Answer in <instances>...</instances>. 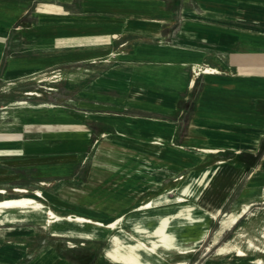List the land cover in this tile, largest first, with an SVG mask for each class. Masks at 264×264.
I'll list each match as a JSON object with an SVG mask.
<instances>
[{
    "label": "crops",
    "instance_id": "1",
    "mask_svg": "<svg viewBox=\"0 0 264 264\" xmlns=\"http://www.w3.org/2000/svg\"><path fill=\"white\" fill-rule=\"evenodd\" d=\"M102 66L113 70L82 92L68 128L47 135L36 127L37 143L12 149L4 145L11 136L1 133L0 166L42 179L46 166L75 162L88 141L110 130V142L134 163L146 157L144 173L172 157L178 172L213 162L220 171L206 201L214 206L244 177L241 197H259L250 187L264 184V0H0L1 93L49 70ZM195 66L215 72L192 76ZM49 138L51 153L44 151ZM177 141L194 152L173 153ZM134 168L131 178L117 169L99 185L85 181L82 188L100 196L80 192L72 209L92 219L108 215L107 206L120 212L140 191ZM88 203L105 208L94 215Z\"/></svg>",
    "mask_w": 264,
    "mask_h": 264
},
{
    "label": "rangeland",
    "instance_id": "2",
    "mask_svg": "<svg viewBox=\"0 0 264 264\" xmlns=\"http://www.w3.org/2000/svg\"><path fill=\"white\" fill-rule=\"evenodd\" d=\"M116 65L113 64V66ZM108 67L93 68L91 73L85 72L84 67L49 70L33 80L15 84L6 94L0 91V115L3 116L2 114H4L7 123L5 125L0 124V134L5 133L11 136L4 145H7L9 149L18 147L21 143L33 146L37 143L36 140H40L39 135L42 133V131L36 133V127H42L47 135L54 134L55 129L68 128L69 124L73 122L72 113L83 104L84 99L80 97L83 96L82 92L93 90L92 84L97 82L99 78H106L107 74L113 70ZM190 74L192 76L196 74L192 68ZM44 79L46 80L41 82ZM1 88L0 84V90ZM29 92L37 95L28 96ZM16 102L25 103L26 105H23L25 109H20L19 106L15 105ZM42 105L44 107L34 108ZM52 110L58 112H51ZM121 111L113 110L108 113L120 114ZM126 111L128 110H123V112ZM39 114L44 116H39ZM59 114L60 116H58ZM21 115H26V119H21ZM112 133L109 130V135ZM109 135L102 139L97 138L98 142L92 140V145L88 141L85 147L81 148L82 154L76 158L75 162L46 166L42 179L33 178L31 169L25 172L12 167L0 166V170H4L0 172V180L3 181L0 182V190L6 192L0 194V200L19 196L31 197L44 203L60 215H83V211L77 209L79 206L75 208L80 210L79 213L74 212L73 204H70L72 199L74 200L80 192L99 197L100 190L98 188L83 189L82 183L90 180V184L93 182L99 185L107 178L110 179L116 175L117 169L120 174V170H122L123 174H127L131 178L133 167H135L134 173L136 176L138 175L141 187L134 202L114 214L111 213L113 212L112 206H107L108 215L94 218V220L107 224L114 218L121 216L124 217L121 224L114 230L88 225L85 232L90 235L86 237L82 234L83 231L80 227L74 225L59 228L55 226L45 227L44 216L34 215L20 221L17 213L12 211L11 213L17 217L16 221L6 222L3 220V216L0 217V264H120L110 262L104 257V254L113 247L114 243L111 239L113 236H116L121 243H134L131 237H138L130 227L134 218L143 213L156 217L162 213L177 211L179 205L194 204L192 198L186 199L181 204L160 205L152 210H135L142 203L160 196L166 190H171L167 197L173 198L177 188L188 182H193L192 189L199 196L204 187L197 183L196 179L212 169L213 162L205 158L204 169L199 172L188 169L178 172L172 178L169 177L159 183H153L151 177V179L149 177L144 178L145 173L142 171L146 157L140 156L138 161L136 160L134 163L131 153L129 151L122 153L121 150H118V142H110L109 139L112 137ZM50 138L45 144L44 151L51 153L54 141H51ZM174 145L170 146L173 153L180 155L186 154V152L189 154L194 152L181 142L177 141ZM127 147L130 149L129 146ZM146 148V145L143 146V149ZM173 158L175 160V157ZM167 164L161 163L158 167ZM206 176L212 175L206 174ZM245 179L246 177H244L243 182L241 181L236 185L225 201L216 205L218 213L214 217H204L203 220L201 219L195 224L184 225L179 244L192 251L186 255L168 254L163 264H252L256 258H261L264 261V254L256 251H246L245 257H237L234 251H225L232 246L246 249L248 240L256 247H262L264 243V239L260 236L264 229V196L241 197V189ZM21 181L28 183V188L24 189L26 190L25 194H17L13 191L14 185ZM36 190L43 194V200L33 195ZM93 191L97 193H92ZM211 193L213 194L212 190L209 191L207 188L206 193L202 195L203 197L199 196L203 205H205L204 201L207 202L206 200L211 199L210 201H212ZM243 205H248V209L238 222L230 227L220 229L219 222L223 214L238 212ZM84 207L94 215H96L95 212H100L102 208H105L102 205L90 203ZM84 211L86 214H90L86 210ZM202 214L201 207L193 210V215L196 217ZM146 227L153 228L154 221L147 223ZM178 228L176 225L174 230ZM198 234L201 236H197ZM138 238L147 244L150 240ZM220 249H224V251H220ZM144 258L147 257L144 255Z\"/></svg>",
    "mask_w": 264,
    "mask_h": 264
},
{
    "label": "bare ground",
    "instance_id": "3",
    "mask_svg": "<svg viewBox=\"0 0 264 264\" xmlns=\"http://www.w3.org/2000/svg\"><path fill=\"white\" fill-rule=\"evenodd\" d=\"M193 70L194 72L199 71L205 74H212L215 72L213 69L208 67L198 66L193 67ZM45 80L46 79L41 80V82ZM28 94L32 96L37 95L33 92H29ZM15 105L19 106V108L25 109V106L23 105L26 104L23 102H16ZM42 107L44 106H37L34 108L38 109ZM151 144L155 147H162L161 143L157 141H153ZM178 168L179 167L177 163L172 157L171 162L167 165L146 170L144 178L151 177L153 180L159 183L166 178L174 177L178 172ZM219 171V168L214 170L209 169L202 176L196 179V182L204 187L201 190V193H199V196H202L204 193H206L207 188L208 190L211 189V185L214 182V176L217 175ZM206 174H211L212 176L208 177ZM192 185L193 182H188L177 188L173 198L167 197V195L171 193V190H166L160 196L152 198L151 200H148L147 202H144L138 206L135 209L136 211L152 210L153 208H156L160 205L181 204L186 199H194V204L183 206L179 205L177 206V211L173 213H162L156 217L150 216L147 213H143L142 215L134 218L130 223L132 232L138 237L150 239L148 244L143 240H140L138 237H131L134 240V243L132 244L121 243L116 236H113L111 239L114 245L109 251L105 252L104 257L110 262L120 264H163L168 254L175 253L177 255H186L191 252L192 250H190L188 247H184L179 244L184 225L195 224L201 221V219L203 220L204 217L212 218L218 213V208L210 202H203L205 205L200 202L197 192L192 189ZM13 191L17 194L26 193V190L20 188H14ZM5 193L6 192L4 190H0V194ZM250 193L251 196L263 197L264 184H258L257 186L250 187ZM33 195L43 200V194L39 190H36ZM197 207H201L203 212V214L199 217L193 215V210ZM247 209L248 205H243L238 212L223 214L222 219L219 222L220 229L234 225L244 215ZM12 211L17 213L18 220L20 221H23L24 219L34 215L44 216L45 227L55 226L59 228L66 225L80 227L83 231L82 234L86 237L90 235L85 232V229L88 225L114 230L124 220V217L119 216L114 218L111 222L103 224L100 221L94 220L85 215L69 214L63 216L54 212L39 200L31 197L19 196L17 198H5L0 200V217L3 216L2 218L4 221L13 222L17 220V217L11 213ZM151 221H154V227L150 229L146 227V224ZM176 225L179 228L174 230ZM197 236H201V234H198ZM260 236L264 239V229L262 230ZM226 250L234 251L237 257H245V252L248 250L264 254V243L262 247H256L251 241L248 240L246 243V249L238 246H232L228 249H225V251ZM220 251H224V249H220ZM144 255L147 258H144ZM252 264H264V261H262L261 258H256L253 260Z\"/></svg>",
    "mask_w": 264,
    "mask_h": 264
}]
</instances>
